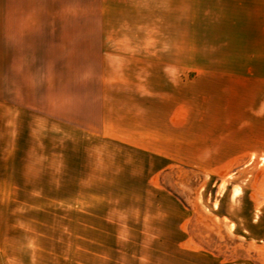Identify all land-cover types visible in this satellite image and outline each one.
<instances>
[{"label": "rangeland", "instance_id": "obj_1", "mask_svg": "<svg viewBox=\"0 0 264 264\" xmlns=\"http://www.w3.org/2000/svg\"><path fill=\"white\" fill-rule=\"evenodd\" d=\"M85 2L78 29L0 27V264H264L263 140L205 87L235 59Z\"/></svg>", "mask_w": 264, "mask_h": 264}, {"label": "crops", "instance_id": "obj_2", "mask_svg": "<svg viewBox=\"0 0 264 264\" xmlns=\"http://www.w3.org/2000/svg\"><path fill=\"white\" fill-rule=\"evenodd\" d=\"M128 2L130 9L141 11L133 16L143 19L133 22L134 27L154 26L160 30L131 28L126 35L163 34L164 27H172L168 33L188 35L183 40L188 43V49L183 50L187 53L177 56L235 59L234 64L220 71L210 69L205 87L211 92V97L217 95L228 104L229 99L236 98L243 106V121L252 124L248 128L252 134L245 136L260 138L263 141L259 144H264V0ZM86 8L92 6L86 5L85 0H0V27L78 29L86 26ZM96 8L102 9L101 5Z\"/></svg>", "mask_w": 264, "mask_h": 264}]
</instances>
